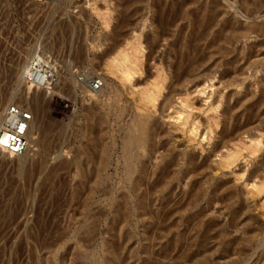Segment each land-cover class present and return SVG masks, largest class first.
I'll return each mask as SVG.
<instances>
[{
    "label": "rangeland",
    "instance_id": "374dc122",
    "mask_svg": "<svg viewBox=\"0 0 264 264\" xmlns=\"http://www.w3.org/2000/svg\"><path fill=\"white\" fill-rule=\"evenodd\" d=\"M13 102L0 264H264V0H0V129Z\"/></svg>",
    "mask_w": 264,
    "mask_h": 264
},
{
    "label": "bare ground",
    "instance_id": "6f19581e",
    "mask_svg": "<svg viewBox=\"0 0 264 264\" xmlns=\"http://www.w3.org/2000/svg\"><path fill=\"white\" fill-rule=\"evenodd\" d=\"M119 55H121V57H122V59H123V61H125V62H129L130 63V60H129V57H128V55L127 54H124V53H120ZM120 57V58H121ZM35 58H40V57H36L35 56ZM36 60V59H35ZM40 62H41V60H40ZM132 62V61H131ZM124 63V62H123ZM38 63H37V61H35V62H33V64L32 65H30L31 67L28 69V73H27V69L25 70V75H26V77L28 78V81H32V82H35V83H37L38 85H44L45 84V82L43 81V79H44V74H43V72H42V68L39 66V65H37ZM121 64H122V62H121ZM125 64V63H124ZM126 64H128V63H126ZM127 66H129V64L127 65ZM124 67V66H123ZM125 67H126V65H125ZM127 68V67H126ZM123 69L122 70V73H123V78L127 81V82H132V80H133V78L135 77V75H136V72L134 71V69H132V68H130V66H129V68H127V69ZM45 70V69H44ZM52 72V71H51ZM43 74V75H42ZM46 74V73H45ZM29 75V76H28ZM122 76H120V77H122ZM46 78V77H45ZM47 79V78H46ZM45 80V79H44ZM99 81L101 82V84H100V86L98 87V89H96L94 86H93V84H92V82H90L89 83V90H87V93L89 92V93H91L92 92V94H90V95H92L93 97H94V99L96 100L97 99V97H99L98 95H95V94H93V92L94 93H97V92H103V86H104V84H103V82H102V80L101 79H99ZM47 84V83H46ZM90 90H91V92H90ZM157 90V89H156ZM86 92V91H85ZM156 92V91H155ZM91 97V96H90ZM99 99V98H98ZM147 99H149V100H151V101H155L156 99L153 97V96H150V94H149V97L147 96ZM150 101V103H152ZM10 106H11V104L9 105V106H7L6 107V109H5V112L3 113V115H2V122H1V129H0V138H1V141L3 142V141H5L6 140V137H7V134L5 133L2 137H1V133H2V131L3 130H5L6 129V122H7V115H8V110H9V108H10ZM30 112H31V110H30ZM33 120H34V118H33V114H32V112H31V119L30 120H28L27 121V130H26V138L28 139V148L26 149V151L23 153V154H21V155H16V154H13V153H11V152H8L7 150H6V148L4 147H2V145H1V143H0V151H2L3 153H5L6 155H8V156H11V157H20V156H22V155H24L25 153L27 154V153H29V148H30V146H31V144H35V141L37 140L36 138H32V133H31V131H30V129L32 128V125H31V123L33 122ZM186 124V123H185ZM7 127L8 128H10L8 125H7ZM31 127V128H30ZM194 130V129H193ZM140 137H141V143H143L144 145L146 144V142L150 139V137H151V135L148 133V128L147 127H143L142 128V131H141V135H140ZM127 147L128 148H130V145L128 144L127 145ZM128 150V149H127ZM102 153H103V156H104V158H105V152L104 151H102ZM130 158V157H129ZM103 161H104V159L99 163V166L96 168V171L94 172V174H95V185H96V187L97 186H99L100 184H101V171H102V169H104V164H103ZM128 163V167L129 168H131L132 167V165H131V163H129V160L127 161ZM103 167V168H102ZM159 168V167H158ZM143 174H144V167H143V165H141V168H139V171H138V175L140 176V177H142L143 176ZM104 191V190H103ZM107 193V192H106ZM108 194H109V192H108ZM101 196H104V195H101ZM128 197V196H127ZM141 197H142V192H141V188L139 187H136L135 189H134V192H133V194L129 197L130 198V200H132L133 201V199H137L138 201L139 200H141ZM130 205V204H129ZM130 206H135V207H141L142 208V205H141V203H136V204H133L132 203V205H130ZM131 207H128L127 206V209H130Z\"/></svg>",
    "mask_w": 264,
    "mask_h": 264
},
{
    "label": "built area",
    "instance_id": "2783aa9c",
    "mask_svg": "<svg viewBox=\"0 0 264 264\" xmlns=\"http://www.w3.org/2000/svg\"><path fill=\"white\" fill-rule=\"evenodd\" d=\"M93 86L98 89L101 82L94 80ZM31 119L30 109L24 108L17 102H13L8 110L6 129L2 131L1 137L6 133L5 141L0 143L8 152L16 155L23 154L28 148V139L26 138L27 121ZM7 125L10 127L8 128Z\"/></svg>",
    "mask_w": 264,
    "mask_h": 264
}]
</instances>
